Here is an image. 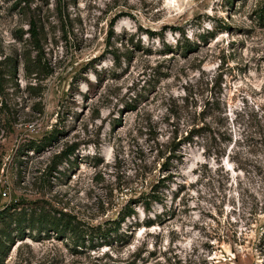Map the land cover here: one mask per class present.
Returning a JSON list of instances; mask_svg holds the SVG:
<instances>
[{
	"label": "rangeland",
	"instance_id": "obj_1",
	"mask_svg": "<svg viewBox=\"0 0 264 264\" xmlns=\"http://www.w3.org/2000/svg\"><path fill=\"white\" fill-rule=\"evenodd\" d=\"M14 203L84 228L134 215L94 249L12 229L0 264H264V0H0Z\"/></svg>",
	"mask_w": 264,
	"mask_h": 264
},
{
	"label": "trees",
	"instance_id": "obj_2",
	"mask_svg": "<svg viewBox=\"0 0 264 264\" xmlns=\"http://www.w3.org/2000/svg\"><path fill=\"white\" fill-rule=\"evenodd\" d=\"M34 41V48L40 51V46L38 41L36 40L37 34L35 32L31 33ZM186 49V48H185ZM191 50V47H188L187 50ZM23 68L26 73H33L30 69V63L25 59L23 62ZM14 72V70H13ZM54 137L47 138L48 140H52ZM187 139V143L190 140ZM46 140V138H45ZM186 142V141H185ZM184 142V143H185ZM43 146L37 147L35 150L42 148ZM74 152L73 147H69L65 153H63L60 157L67 159V155H72ZM56 168V167H55ZM54 168V169H55ZM163 182V181H161ZM157 186L153 187L152 192L147 195L143 201L144 209L149 210L151 203H160L161 199L157 194L156 190ZM15 208H18L16 203L12 205L5 206L0 210V249H5V245L8 242H11V231L12 229L16 232L18 237L21 236V233L27 228L29 230H35V234L40 236L49 235V232L54 233L57 237L60 236H69V239L74 242V244L80 243L81 246L84 247L85 242L87 240L90 249H94V247H99V244L112 243V239H116L118 242L122 240V235L120 233L121 224L124 223L126 218L134 215L133 209L130 205L124 206L123 209L119 212L116 219L112 221L105 222V227L102 228L100 225L96 227H81L79 223H77L74 219L70 218L67 215L61 214H49L44 211H31L29 212L25 210L15 211ZM14 210V211H13ZM96 241V242H94ZM96 243V244H95ZM97 245V246H95ZM79 246V245H77ZM101 246V245H100Z\"/></svg>",
	"mask_w": 264,
	"mask_h": 264
}]
</instances>
